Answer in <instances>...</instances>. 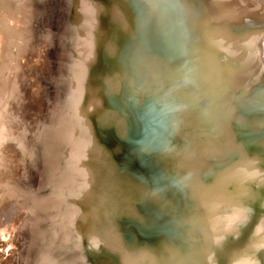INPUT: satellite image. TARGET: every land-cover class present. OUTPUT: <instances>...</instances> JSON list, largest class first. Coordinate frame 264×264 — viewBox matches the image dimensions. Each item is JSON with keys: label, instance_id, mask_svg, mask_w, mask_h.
Instances as JSON below:
<instances>
[{"label": "bare ground", "instance_id": "1", "mask_svg": "<svg viewBox=\"0 0 264 264\" xmlns=\"http://www.w3.org/2000/svg\"><path fill=\"white\" fill-rule=\"evenodd\" d=\"M47 1L0 0V264H264V2Z\"/></svg>", "mask_w": 264, "mask_h": 264}, {"label": "rangeland", "instance_id": "2", "mask_svg": "<svg viewBox=\"0 0 264 264\" xmlns=\"http://www.w3.org/2000/svg\"><path fill=\"white\" fill-rule=\"evenodd\" d=\"M58 2V3H56V2ZM247 1V4H248V6H249V8L252 10V12L253 11H258L257 10V5H258V3L259 2H264V0H246ZM49 2H51V4L49 3ZM54 3V4H53ZM60 4H61V1L60 0H54V2H53V0H48L47 2H46V5H48V6H46L48 9H50L49 10V12L51 11V9L52 8H54L56 11H58V12H53L52 14H59L58 16H61L60 15V13H61V10H58V9H61V7H60ZM53 5H55V6H53ZM60 7H58V6ZM264 5V4H263ZM58 9H57V8ZM198 8V10L200 9V6H197ZM202 7V6H201ZM200 11H198V14H200L199 13ZM57 15H53V19H52V23L53 24H56V22H54V21H56L57 19H58V17H57ZM55 16V17H54ZM57 17V18H56ZM55 19V20H54ZM257 22V20L253 17V19H252V21L248 24V25H250L251 27L253 26V28H256V27H258L257 25H259L258 24V22ZM254 23V24H253ZM256 23V24H255ZM52 24V25H53ZM253 24V25H252ZM245 23L242 21V23H241V27H239L240 29H238V34L239 33H241L242 32V30H244V27H245ZM262 25V28L263 29H261V31H262V37L260 38V41L258 40V50H259V58L263 61V66H264V40H262V39H264V21H263V24H261ZM54 27V26H53ZM212 28H215V30L216 31H222V30H224L225 28L224 27H222V26H216V27H212ZM256 39V38H255ZM113 41H115V38H111L110 39V42H112V43H114ZM263 43H262V42ZM107 43H108V41H106V43L104 42L103 43V45L104 46H106L107 45ZM260 44H262V45H260ZM260 47V48H259ZM261 51V52H260ZM51 52V53H50ZM49 54H47V61H49L48 63V68H47V75H46V77H45V79L44 80H49V81H44L43 80V82L41 83V93H44V96L46 97V99L48 100V99H52V95H53V91H54V88H55V73H56V66H57V57H56V54H55V51L53 52L52 51V49L48 52ZM55 55H54V54ZM261 53V54H260ZM53 55V56H52ZM50 57V58H49ZM54 57V58H53ZM51 61H50V60ZM110 59L113 61V59L110 57ZM56 60V61H55ZM110 60V61H111ZM51 63V64H50ZM54 63V64H53ZM55 63H56V65H55ZM113 63H115L114 61H113ZM53 64V65H52ZM130 63H128V65H129ZM51 65V66H50ZM53 67V68H52ZM49 69V70H48ZM51 69V70H50ZM54 69V70H53ZM54 72H53V71ZM51 71V72H50ZM53 74V75H52ZM49 75V76H48ZM52 75V76H51ZM54 76V77H53ZM49 77H51V78H49ZM53 80V81H51V80ZM45 82V83H44ZM52 82V83H51ZM99 83H104L105 84V81H104V79H102V78H99ZM52 84H54V85H52ZM95 86H97L96 84H94ZM45 86V87H44ZM54 86V87H53ZM53 87V88H52ZM46 88V89H45ZM45 89V90H44ZM50 89V90H49ZM43 90V91H42ZM48 90V91H47ZM52 93H51V92ZM45 92H47V93H45ZM47 96H46V95ZM50 94V95H49ZM49 97V98H48ZM49 101V100H48ZM173 102V101H172ZM48 103H50V101L48 102ZM110 110H112L111 108H109ZM108 109V110H109ZM179 110H180V106H174V111H173V113L172 114H178L179 113ZM256 124L257 125H261V124H264V120H258V121H256ZM257 132H258V130H257ZM256 132V133H257ZM95 188V189H94ZM49 191V192H48ZM48 193H50V190H46V191H43L41 194H43V195H46V194H48ZM98 193H99V191H98V186H94L92 189H90L87 193H86V195L84 196V206H86L87 204H92V203H95V201L97 200V195H98ZM1 219L3 220V217H1ZM153 246H154V248H156V245H154V243H151ZM260 261L257 259V258H254L253 260H252V263L251 264H258Z\"/></svg>", "mask_w": 264, "mask_h": 264}, {"label": "water", "instance_id": "3", "mask_svg": "<svg viewBox=\"0 0 264 264\" xmlns=\"http://www.w3.org/2000/svg\"><path fill=\"white\" fill-rule=\"evenodd\" d=\"M8 9V7H2L1 8V10H0V14H2L3 12L4 13H6V10ZM7 14V13H6ZM1 20V19H0ZM4 27H5V29L3 28V25L0 27V33H3V29H4V31H6L7 30V22H5L4 21ZM64 43H65V39H63L62 40V45H64ZM92 66V65H91ZM90 66V67H91ZM89 67V69H88V75L90 74V70H91V68ZM250 168H254V167H250ZM213 194V193H212ZM212 196H214V195H212ZM220 196H222L221 198H223V200H226V199H228L227 197H225L224 196V194H222V193H220ZM220 202H222L223 200L222 199H218ZM214 203V202H213ZM212 206H213V204H211V208H212ZM200 210H202V211H204L203 209H200ZM224 210V209H223ZM222 213V212H221ZM230 213H232V209H230V211H223V214L222 215H224V219H225V221H226V223H229L230 222V220L232 219L230 216H229V214ZM228 220V221H227ZM248 220V219H247ZM239 237V236H238ZM226 249H224L223 250V252H221V254H219L220 255V261L219 262H221V264H224L225 263V260H226V255L224 254V253H228V249H229V247H225ZM222 250V249H221ZM224 251H226V252H224ZM241 264H247L246 262H242Z\"/></svg>", "mask_w": 264, "mask_h": 264}]
</instances>
